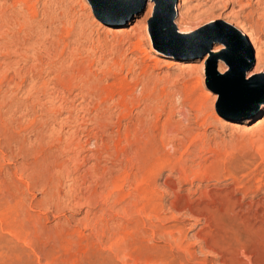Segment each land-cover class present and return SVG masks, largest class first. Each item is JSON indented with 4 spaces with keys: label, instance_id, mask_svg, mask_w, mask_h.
Returning <instances> with one entry per match:
<instances>
[{
    "label": "rangeland",
    "instance_id": "374dc122",
    "mask_svg": "<svg viewBox=\"0 0 264 264\" xmlns=\"http://www.w3.org/2000/svg\"><path fill=\"white\" fill-rule=\"evenodd\" d=\"M96 1L94 13L91 0H0V264H264V0H174L176 32L162 27L161 42L154 0ZM225 19L255 44L240 91L221 96L222 44L210 31L179 39L177 21L217 32ZM148 137L165 158L161 221L132 197Z\"/></svg>",
    "mask_w": 264,
    "mask_h": 264
},
{
    "label": "bare ground",
    "instance_id": "6f19581e",
    "mask_svg": "<svg viewBox=\"0 0 264 264\" xmlns=\"http://www.w3.org/2000/svg\"><path fill=\"white\" fill-rule=\"evenodd\" d=\"M239 3H241V0H237ZM246 1H248V0H246ZM258 1V0H257ZM189 2V0H179V6H181V5H187V3ZM231 2H234V0L232 1L231 0ZM236 2V1H235ZM249 3H250V1H248ZM249 3H247L246 5H249ZM258 3V2H257ZM152 5H153V3L151 2L150 4H149V12H148V15L151 13V9H152ZM239 5V4H238ZM242 10V9H241ZM244 10V9H243ZM172 12H173V8H172ZM177 14V13H176ZM249 14V13H248ZM251 15V14H250ZM246 16H249V15H246ZM252 16V15H251ZM264 16V15H263ZM177 23L179 24L180 23V28H179V30L177 31V34H178V37H179V39H181V40H186L188 37H191V38H194V37H196L197 35H200V34H202L203 32H207V31H210V29H212V28H214L215 27V25L214 24H209V22H202V21H196V22H194V23H185V22H180V20L179 21H177ZM175 24V23H174ZM222 24V23H221ZM223 24L225 25V27H234L235 29H237L238 31H240V33L243 35V37L247 40V42L251 45L252 44V47H254V44L252 43V40L250 39V37L248 36V34L237 24V23H233V22H231V21H229V20H227V19H225L224 21H223ZM223 25V26H224ZM125 25H121V26H118V27H115V28H113L114 29V33L115 32H130V31H128V29L127 28H125L124 27ZM143 30L146 32L147 31V25H146V23H144V25H143ZM113 33V34H114ZM247 36V38L249 39V41H248V39L246 38V36ZM142 36V35H141ZM139 37V36H138ZM144 38V37H143ZM139 40L140 39H138V40H136L137 41V43H139ZM221 43V42H220ZM220 43H218V44H220ZM140 44V43H139ZM138 44V45H139ZM222 44V46H214L215 47V50L214 51H217L218 49L220 50L221 48H223L224 49V44L223 43H221ZM212 46V45H211ZM210 46V47H211ZM210 47H208V48H206V50L204 51V53L205 52H207V50L209 51H211L212 50V48H210ZM210 48V49H209ZM222 49V50H223ZM222 52V51H221ZM221 52H219L216 56H221ZM253 55H254V51H253ZM258 55H259V53H258V50L257 49H255V57H256V59H258ZM216 56H213V58L215 59L216 58ZM208 57V55L207 54H204V58L202 59V61L204 62L205 60H206V58ZM213 58H211V59H213ZM164 60L166 61V65H177L178 67H181V68H184V67H186V68H188V69H190V68H192L193 67V65H194V61H192V60H184V61H180L178 58H173V57H167V58H164ZM193 69V68H192ZM219 71H220V73H223L224 71H225V68L224 67H222V68H219ZM255 72H251V73H249L248 75H253ZM258 77H260V76H258ZM198 83H199V85H200V83L202 82L201 81V79L199 80V81H197ZM248 82V81H247ZM147 96V95H146ZM259 97L260 98H263L264 97V94H261V95H259ZM257 98V97H256ZM144 101V100H143ZM251 102L250 103H252V101L253 100H250ZM249 103V104H250ZM249 104H246V105H249ZM245 105V106H246ZM244 107V106H243ZM247 109V108H246ZM241 112H243V111H241ZM69 113V112H68ZM58 114H62L61 113V111L60 110H58ZM146 114V113H145ZM243 114V113H242ZM251 114V113H250ZM124 116H125V114H124ZM122 117V116H121ZM139 119V118H138ZM262 119H264V114H263V118H261L260 120H258L257 122H256V124L257 123H259V122H261L262 121ZM85 121V120H84ZM83 121V122H84ZM226 122H224L227 126L229 125V126H237L239 123H237L236 121H232V120H225ZM92 123V122H91ZM263 123V122H262ZM89 124V123H88ZM61 125V124H60ZM83 125V124H82ZM66 126V125H65ZM138 126V125H137ZM257 126V125H256ZM62 127H64L63 125H62ZM85 127H87L86 125H85ZM68 129L72 132V133H76L77 131H83L85 128H80L79 127V124H73V125H69L68 126ZM81 129H83V130H81ZM240 129V128H239ZM128 130H133V129H128ZM130 131H129V134L127 133V130H126V133L128 134V135H130L131 133H130ZM125 133V134H126ZM77 134V133H76ZM126 134V135H127ZM142 134V133H141ZM124 135V134H123ZM148 135V134H147ZM87 136V135H86ZM131 136H132V134H131ZM151 137V136H150ZM126 138V137H125ZM135 138V137H134ZM140 138V137H139ZM149 138V137H148ZM152 138H154V137H152ZM123 139V138H122ZM129 139H130V136H129ZM146 139V138H145ZM151 138H149L148 140H145L144 142H145V144L143 143V145L142 146H137L136 148H139L138 149V153H137V158H138V164L137 163H133V167H134V165L136 166V169H135V177H136V179L134 180L135 182H134V184L132 183V185L134 186V188H133V192H132V194H133V199H135V202H136V204L138 205L137 207L139 208H142V210L141 211H139V209L137 208L136 209V211H138V212H136V213H139L140 214V212H144L145 213V211H146V213H147V215L148 216H156V219H160V221L162 220V219H164L165 217V215H162L163 214V212H162V210H164L163 209V206H164V203L162 202V201H158L157 200V198H158V194H157V188H156V185H155V176L158 174V171H159V169L161 168V167H163L162 165L165 163V158H163V157H159L158 156V154H157V157H156V152H155V147L153 146V144H152V139L150 140ZM121 140V139H120ZM144 140V139H143ZM88 142V141H87ZM119 142V141H118ZM121 142V141H120ZM119 142V143H120ZM137 142V141H136ZM139 142V141H138ZM133 143H134V141H133ZM121 144V143H120ZM126 144V143H125ZM124 144V145H125ZM132 144V143H131ZM138 144H142L141 142H139ZM137 144V145H138ZM84 145V144H83ZM82 145V146H83ZM95 145H97V144H95ZM122 145V144H121ZM155 145V144H154ZM101 146L102 147H104L106 150H109L110 149V146L108 145V142L107 141H102V143H101ZM133 146V145H132ZM136 146V145H135ZM135 146H134V148H135ZM123 147V146H122ZM160 147V146H159ZM131 148V147H130ZM121 150V149H120ZM132 150H133V148H132ZM133 151H135V150H133ZM130 153V152H129ZM131 154V153H130ZM133 156V155H132ZM135 156V155H134ZM127 157H129L128 155H127ZM124 162L123 163H125V161H127V163L128 162H130L131 160L129 159V158H126L125 160H123ZM134 161V160H133ZM135 161H137L136 159H135ZM129 167V166H128ZM125 168V167H124ZM162 169V168H161ZM160 169V170H161ZM129 170V169H128ZM132 170V169H131ZM137 170V171H136ZM130 172V171H129ZM132 173V172H131ZM129 174V173H128ZM129 176V175H128ZM115 178V177H114ZM125 178V177H124ZM126 179V178H125ZM186 179V178H185ZM121 180H123V179H121ZM128 180V179H127ZM133 180V179H132ZM165 180V179H164ZM115 181V180H114ZM124 181V180H123ZM128 181H130V180H128ZM133 182V181H132ZM169 182V181H168ZM164 183V182H163ZM131 184V183H130ZM118 185V184H117ZM128 186V185H127ZM165 187H166V185H164ZM163 186V187H164ZM170 188V187H169ZM118 189V188H117ZM132 189V188H131ZM119 190V189H118ZM168 190V189H167ZM172 191V190H171ZM128 192V191H127ZM130 194V193H129ZM131 194V195H132ZM160 195V194H159ZM156 196H157V198H156ZM131 197V198H132ZM160 197V196H159ZM132 199V200H133ZM131 200V201H132ZM130 202V201H129ZM132 202H134V200L132 201ZM134 202V203H135ZM134 203H133V205H134ZM124 204V203H123ZM132 205V206H133ZM166 205V204H165ZM131 206V207H132ZM120 207V206H119ZM122 207V206H121ZM124 207H125V205H124ZM123 207V208H124ZM129 208V207H128ZM133 209L135 208L134 206L132 207ZM124 210H126V209H124ZM123 210V211H124ZM128 210V209H127ZM130 210V209H129ZM135 210V209H134ZM133 210V211H134ZM132 211V210H131ZM132 211V212H133ZM161 212H162V214H161ZM122 213V212H121ZM128 214H129V212H128ZM131 214V213H130ZM143 214V213H142ZM153 214V215H152ZM147 215H145V221L147 220V221H149V219H151V218H148L147 217V219H146V216ZM161 215H162V217H161ZM150 216V217H151ZM154 216V217H155ZM154 217H152L153 219H155ZM128 218V217H127ZM136 218V217H135ZM152 219V220H153ZM166 219V218H165ZM131 220H132V218H131ZM133 221V220H132ZM135 221H136V219H135ZM141 221H142V219H141ZM155 221V220H154ZM134 222V221H133ZM136 222H138V221H136ZM150 222H148V224H149ZM162 223V222H161ZM160 223V224H161ZM165 223V222H164ZM135 224V223H134ZM159 224V223H158ZM159 224V227L158 228H160L161 230H160V232L162 231V230H164L165 231V237L167 238V236H166V234L167 235H169L168 237L172 240V238L174 237V236H170V235H174V234H172V227L170 228L169 227V229L167 228V229H165V228H163L164 226L163 225H160ZM175 224V223H174ZM173 224V225H174ZM136 225V224H135ZM152 225V224H151ZM173 225H170V226H173ZM176 225V224H175ZM175 225H174V227H175ZM126 226V225H125ZM132 227H133V225H131ZM137 226V225H136ZM129 228L128 229H130L131 227L130 226H128ZM135 227V226H134ZM133 227V228H134ZM151 227V226H150ZM157 227V226H156ZM177 227V226H176ZM179 227V226H178ZM137 228V227H136ZM136 228H134V229H136ZM153 228V227H152ZM171 229V230H170ZM175 230V229H174ZM129 233H132L131 231H133V230H131V231H129V230H127ZM126 231V232H127ZM141 231H142V229H141ZM146 231V230H145ZM171 231V232H170ZM176 231V230H175ZM179 231V230H178ZM127 232V234H129ZM140 231L138 230V233H139ZM160 232H159V234H160ZM134 233V232H133ZM144 233V231L142 232V235H145V234H143ZM162 234H164L163 232H161ZM179 233V232H178ZM125 234V233H124ZM124 234H123V237H124ZM179 234H181V233H179ZM135 235V234H134ZM133 235V236H134ZM142 235H140V237L142 236ZM130 237H131V235H129ZM163 236V237H164ZM178 236V235H177ZM184 236V235H183ZM126 237H128V236H126ZM125 237V238H126ZM164 237V238H165ZM181 237V236H180ZM185 237V236H184ZM125 238L123 239V240H125ZM143 238H145V237H143ZM119 239V238H118ZM140 240L142 239V238H139ZM138 239V240H139ZM168 239V238H167ZM179 239H181V238H179ZM127 240H128V238H127ZM132 240V239H131ZM138 240H137V242H138ZM174 240V239H173ZM120 241V240H119ZM129 241V240H128ZM180 241V240H179ZM121 242V241H120ZM133 242H134V240H133ZM170 242V241H169ZM173 242V244H174V242H175V240L174 241H172ZM122 243V242H121ZM181 243V242H180ZM119 244V243H118ZM122 244H124V242L122 243ZM129 244V243H128ZM139 245L141 244V241H140V243H138ZM177 244V243H176ZM179 244V243H178ZM136 245H137V243H136ZM142 245V244H141ZM175 245V244H174ZM183 245H185V244H183ZM182 245V246H183ZM115 246V245H114ZM180 246V245H179ZM181 246V247H182ZM116 247V246H115ZM118 247V246H117ZM121 247H122V245H121ZM120 247V248H121ZM134 247H136L137 248V246H134ZM180 247V248H181ZM185 247V246H184ZM191 247V246H190ZM123 248V247H122ZM131 248V247H130ZM189 248V247H188ZM115 249V248H114ZM123 249H125V248H123ZM123 249H121V251H123ZM135 249V248H134ZM155 250V249H154ZM164 250H165V248H164ZM189 250V249H188ZM188 250L186 251V252H188ZM126 251V250H125ZM166 251V250H165ZM191 251V250H190ZM117 252H118V250H117ZM185 252V253H186ZM151 253V252H150ZM163 253H165L164 251H163ZM190 253H192V252H190ZM195 253V252H194ZM119 254V252L117 253V255ZM125 254H127L126 256H129L130 257V255L131 254H128V253H125ZM166 254V253H165ZM143 255V254H142ZM140 256V255H139ZM154 256H156V255H154ZM162 256V255H161ZM124 257H125V255H124ZM128 257V258H129ZM132 257V256H131ZM158 257H159V255H158ZM171 257V256H170ZM126 258V257H125ZM152 258V257H151ZM154 258V257H153ZM152 258V259H153ZM150 259V258H149ZM160 259V258H159ZM163 259V258H162ZM155 260V259H154ZM152 261V260H151ZM161 261H163V260H161ZM145 262V261H144ZM150 262V261H149ZM160 262V261H159ZM152 263V262H151ZM155 263V261H153V263L152 264H154ZM161 263H163V262H161ZM155 264H157V262L155 263ZM200 264V263H199Z\"/></svg>",
    "mask_w": 264,
    "mask_h": 264
},
{
    "label": "water",
    "instance_id": "95a60500",
    "mask_svg": "<svg viewBox=\"0 0 264 264\" xmlns=\"http://www.w3.org/2000/svg\"><path fill=\"white\" fill-rule=\"evenodd\" d=\"M174 0H168L167 2H163V0H154V8L152 12V24L149 28L151 37L156 42H161V34H162V27L166 26L170 32L174 33V25L172 22L173 12H172V6H173ZM91 4L93 6V12L96 13L95 6H98V2L96 0H91ZM97 16V14H95ZM222 31H217V28L213 30V32L216 34L214 37H216L219 42L223 43L225 48L221 52V57L225 60V62L228 64V70L222 77L227 78V88L229 87L230 90H220L219 94L221 96H224L225 93L228 94L229 91H232L230 93H238V88L236 86V83H240L243 78V70L245 68H249L250 63L253 61V51L250 48L247 40L243 37V35L235 29L234 27H225L223 24ZM221 30V29H220ZM209 32V31H207ZM210 33L208 35H210ZM209 39L207 38V41ZM209 44L206 46L208 48ZM238 48H241L242 50H245V58L243 59L242 56H236L234 55L235 52H237ZM214 58L208 60L209 61V70L210 72H215L214 69ZM244 60L248 61L249 64L247 66L244 65ZM218 74V73H217ZM236 91V92H235ZM240 91V90H239ZM236 96V95H235ZM237 97V96H236Z\"/></svg>",
    "mask_w": 264,
    "mask_h": 264
}]
</instances>
